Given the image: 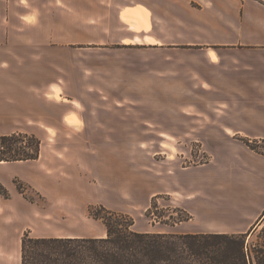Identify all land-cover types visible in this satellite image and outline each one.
<instances>
[{"label":"crops","instance_id":"1","mask_svg":"<svg viewBox=\"0 0 264 264\" xmlns=\"http://www.w3.org/2000/svg\"><path fill=\"white\" fill-rule=\"evenodd\" d=\"M15 1L21 8L16 10L22 19L21 28L50 27L39 20L46 6L38 5L36 0ZM0 3L4 8L0 12V135L17 130L35 132L38 128L54 131L62 124L81 131L76 134L85 141L140 139L137 134L121 138L114 127L111 132H104L110 130L105 127L82 132L88 130L84 126L88 117L99 121L114 117L107 106L98 107L95 114L88 107L85 114L81 111L84 103L74 101V97L67 99L70 104L49 103L34 96L30 99L28 94L54 90L52 95H56L58 89L62 94L113 92L104 84H92L94 78H158L159 91L177 94L175 107L169 110L176 111L192 130L182 134L211 143L207 161L190 173H178L174 181L160 189H152L151 180H147L149 198L164 191L186 201L184 208L191 214L192 227L184 233L246 234L264 216V154L243 141L264 140V0H53L47 4L49 11L69 15L80 12L77 27L97 30L98 35L85 42L93 53L74 51L84 48L70 47L73 42L34 37L30 41L33 50L45 44L46 51L34 52L30 58L8 51L11 0ZM84 13L88 14L85 18L81 17ZM126 15L131 19H125ZM71 21L64 20L62 27L70 28ZM55 50L59 53L54 54ZM184 94H191L190 99L185 100ZM50 106L62 112L50 115ZM68 116L81 125L67 124ZM178 128L176 122L175 128L170 126L160 135L178 140ZM43 133L47 139L52 134ZM21 162H0V183L10 187V175L23 173L14 166ZM29 180L34 184L33 179ZM49 189L42 210L0 194V264H21L20 255L12 258L10 253L20 251L25 220L38 217L49 225L53 223L51 233L33 237L105 235V228L91 235L55 229L56 214L62 208L66 214L60 212L57 219L66 221L75 210L81 212L74 208H82L85 200L77 191L57 206L55 197H50L53 187L49 185Z\"/></svg>","mask_w":264,"mask_h":264},{"label":"rangeland","instance_id":"2","mask_svg":"<svg viewBox=\"0 0 264 264\" xmlns=\"http://www.w3.org/2000/svg\"><path fill=\"white\" fill-rule=\"evenodd\" d=\"M49 1L53 0H36V3L42 7L46 6V10L39 15V20L40 24L50 27L32 29L20 27L22 19H19L16 10L21 8L15 5V0H11L7 24L8 51L19 52L27 58H30L34 52L42 54L46 51V45L41 44L33 50L30 41L34 37H45V41H68L73 42L69 45L72 48H84L74 49V51L92 52L90 48H87L90 45L85 42L89 41V38L97 36V30L77 27L79 23L76 21H79L80 12L69 15L64 12L49 11L47 9ZM1 3L0 12L3 13L4 8ZM86 15L88 16L84 13L81 17L85 18ZM67 19L72 20L71 27L63 28V21ZM27 20L31 23L29 18ZM47 21L52 22L47 23ZM54 47L58 48L59 46ZM58 53V50L54 51V54ZM93 83L95 86L104 84L114 91L90 90L62 94L58 89L59 97L52 95L54 90L48 93L34 91L28 94V97L31 99V96H34L36 100L39 99L42 102H68L69 104L67 99L74 97V101L84 103L85 107L81 111L85 114L88 111L95 114L96 111H99L98 107L107 106V110L113 112L114 117L103 119L104 121L88 117L84 125L88 130L84 129L82 132H97L100 127L110 128L109 131L104 132H111V127H114V131L118 132L121 138L137 134L140 139L85 141L80 140V135L76 134L81 131L62 124H58L54 131H48L45 128L44 131H42L43 128H38L37 132L13 131L12 133L15 134L34 135L40 142V151L38 158L34 161L20 160L24 162L15 163L14 166L19 167L23 173L19 176L12 171L13 174L10 175L7 183L11 189L0 183L1 197L19 198L27 204L34 205L37 210L38 208L42 210L47 205L46 193L50 190L49 185L51 188L53 187L50 197L52 200L55 197L57 206L59 201H64V197L68 194L77 195V191L82 192L85 202H83L82 208L80 206L74 208L82 209L81 212L75 210L67 216L66 221L57 219L60 217L58 215L60 212L66 214L64 208L56 214L55 229L65 233L87 235L101 233L105 227L100 220L96 221L86 217V210L90 205H103L109 210L126 214L132 218L134 224L131 225V229L134 231L191 234L184 233L192 227L191 214L184 208L187 202L175 193L167 194L164 191L149 198L150 188L145 184H147V180H151L152 189H160L166 186L169 181H174L178 173L181 175L190 173L195 166L207 161V149L211 142L193 139V135L190 134H182L191 133L192 130L187 129L186 122H182V117H179L176 111L169 110L170 107H175L176 103L174 102L177 94L159 91L161 87L158 78L113 76L94 78ZM190 97L191 94H184L185 100ZM116 101L120 104L116 105ZM71 104L73 106V103ZM88 107L90 109L87 111ZM48 110L52 113L50 115L62 112L61 109H55L54 106H50ZM55 110L57 111L55 112ZM65 120L67 124L81 125L78 120H72L71 116L66 117ZM186 120L188 119L184 118V121ZM176 122L179 125L178 132L181 133L178 134L180 139L175 140L171 135L166 137L160 135L161 131H165L170 126L175 128ZM43 132L52 134L47 139ZM248 144L255 148L254 151L264 153V140H252L248 141ZM249 148L251 149V147ZM31 169L33 171H30ZM28 178L33 179L34 184L30 180L27 181ZM173 187L175 188V186ZM27 211L31 212L32 210ZM263 223L264 216L258 223L255 233L250 237L245 236V245L259 240L257 232L262 229ZM259 225L260 227H258ZM24 226L22 236L27 232L33 237L51 233L53 223L50 222L49 225L37 217L31 221L25 220ZM209 235L204 234L197 238L195 250H192V253L187 244L181 242V262L224 264L223 258L226 253L224 245L218 244L219 239ZM188 241L184 239V242ZM10 254L12 258H16L20 255V251L16 250Z\"/></svg>","mask_w":264,"mask_h":264},{"label":"trees","instance_id":"3","mask_svg":"<svg viewBox=\"0 0 264 264\" xmlns=\"http://www.w3.org/2000/svg\"><path fill=\"white\" fill-rule=\"evenodd\" d=\"M243 141L255 150L249 140ZM39 151L40 142L34 135H0V162L34 160ZM86 211L88 217L101 221L104 236L32 237L25 232L21 237V264H190L181 262V242L192 253L197 238L204 236L134 231L133 220L126 214L103 205H90ZM261 219L246 234L209 235L224 245V264H264V223L257 232L259 240L245 245V236L255 233Z\"/></svg>","mask_w":264,"mask_h":264},{"label":"bare ground","instance_id":"4","mask_svg":"<svg viewBox=\"0 0 264 264\" xmlns=\"http://www.w3.org/2000/svg\"><path fill=\"white\" fill-rule=\"evenodd\" d=\"M131 16H133V14H132ZM131 16H127V15H126V16H124V18L127 19V20H130V19H131ZM133 26H134V25H133ZM135 27H136V24H135ZM149 41H150V40H149ZM150 42H151V41H150ZM56 95L58 96V94H56ZM58 97H59V96H58Z\"/></svg>","mask_w":264,"mask_h":264}]
</instances>
